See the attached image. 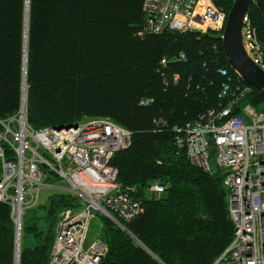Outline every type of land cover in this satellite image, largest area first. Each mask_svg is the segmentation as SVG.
I'll list each match as a JSON object with an SVG mask.
<instances>
[{
	"label": "trees",
	"instance_id": "obj_1",
	"mask_svg": "<svg viewBox=\"0 0 264 264\" xmlns=\"http://www.w3.org/2000/svg\"><path fill=\"white\" fill-rule=\"evenodd\" d=\"M212 1L226 12L233 2ZM248 15L264 53V0H253ZM224 84L247 85L229 67L221 33L151 32L143 0H0V119L17 112L24 94L34 129L105 117L130 133L109 164L118 184L137 188L143 211L123 227L101 216L108 251L98 264H213L229 244V190L214 144L211 171L176 144L178 130L226 104ZM244 102L264 113V90L253 88ZM154 180L164 185L157 198L145 194ZM78 204L61 190L24 212L20 240L34 243H20L19 264H47L58 214ZM15 238L10 206L0 201V264H15Z\"/></svg>",
	"mask_w": 264,
	"mask_h": 264
},
{
	"label": "built area",
	"instance_id": "obj_2",
	"mask_svg": "<svg viewBox=\"0 0 264 264\" xmlns=\"http://www.w3.org/2000/svg\"><path fill=\"white\" fill-rule=\"evenodd\" d=\"M143 7L151 32L166 28L222 35L227 16L212 0H143ZM241 43L246 56L264 70V53L248 11L242 20ZM223 74L229 75L228 70ZM252 89L244 85L232 90L224 84L220 96L226 104L209 111L205 123L178 130L176 144L185 147L189 161L205 171H211L212 139L215 165L225 174L234 230L213 264H264V113L244 102ZM24 101L22 94L17 112L0 119V201L10 206L17 233L24 212L38 205L43 184H53L49 179L53 175L62 179L61 190L79 204L58 214L47 264H98L108 246L99 235L87 241L92 219L101 215L124 225L143 211L137 188L118 184L117 170L109 164L114 153L129 144L130 133L105 117L85 118L75 127L34 129L27 122ZM163 192L164 185L157 180L145 189L155 198Z\"/></svg>",
	"mask_w": 264,
	"mask_h": 264
},
{
	"label": "water",
	"instance_id": "obj_3",
	"mask_svg": "<svg viewBox=\"0 0 264 264\" xmlns=\"http://www.w3.org/2000/svg\"><path fill=\"white\" fill-rule=\"evenodd\" d=\"M253 0H233L227 12L226 21L222 31V45L224 56L229 67L235 71L240 78L249 86L257 90H264V70L254 64L245 54L241 43L242 20L248 11ZM26 44V43H25ZM26 50V49H25ZM26 52V51H25ZM26 53L24 55V80L23 87L26 85ZM25 93V91H24ZM73 124L71 126H76ZM68 127V126H65ZM58 129L59 127H54ZM212 144L213 140L209 139ZM19 234H16V263L19 261Z\"/></svg>",
	"mask_w": 264,
	"mask_h": 264
},
{
	"label": "rangeland",
	"instance_id": "obj_4",
	"mask_svg": "<svg viewBox=\"0 0 264 264\" xmlns=\"http://www.w3.org/2000/svg\"><path fill=\"white\" fill-rule=\"evenodd\" d=\"M24 102H25L24 106H25V109H26V112H27L26 101H24ZM63 186H65V184H64L63 180L59 179V178L54 180L53 184H48V183L47 184L46 183L43 184V186L39 190L38 205L47 204L48 201H49V197L53 193L60 192L61 188ZM101 223H102L101 215H97V216H95L92 219L90 227H89V231H88V239H87V241L90 242L91 240H93L95 237L98 236V233L100 231ZM119 226L123 227L124 225L120 223ZM16 240L17 239L15 238V252H14V254H15V264H17L16 263V244H17ZM20 243L22 245H32L34 242H33V240L31 238L22 236L21 240L19 239V246H20ZM18 264H19V261H18Z\"/></svg>",
	"mask_w": 264,
	"mask_h": 264
},
{
	"label": "bare ground",
	"instance_id": "obj_5",
	"mask_svg": "<svg viewBox=\"0 0 264 264\" xmlns=\"http://www.w3.org/2000/svg\"><path fill=\"white\" fill-rule=\"evenodd\" d=\"M26 13H27V10H26ZM26 17H27V14H26ZM211 145V144H210ZM213 145V144H212Z\"/></svg>",
	"mask_w": 264,
	"mask_h": 264
}]
</instances>
